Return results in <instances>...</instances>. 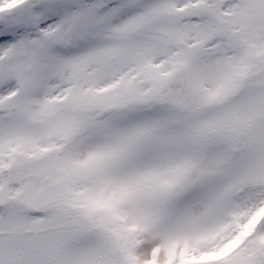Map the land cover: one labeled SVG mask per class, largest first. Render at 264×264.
Wrapping results in <instances>:
<instances>
[{
	"label": "snow or ice",
	"instance_id": "1",
	"mask_svg": "<svg viewBox=\"0 0 264 264\" xmlns=\"http://www.w3.org/2000/svg\"><path fill=\"white\" fill-rule=\"evenodd\" d=\"M0 264H264V0H0Z\"/></svg>",
	"mask_w": 264,
	"mask_h": 264
}]
</instances>
